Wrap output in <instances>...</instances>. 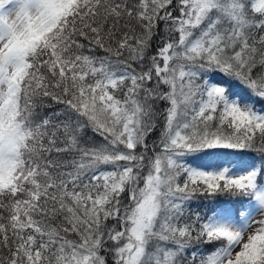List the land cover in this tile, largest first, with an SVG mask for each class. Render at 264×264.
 <instances>
[{"label": "snow or ice", "instance_id": "snow-or-ice-1", "mask_svg": "<svg viewBox=\"0 0 264 264\" xmlns=\"http://www.w3.org/2000/svg\"><path fill=\"white\" fill-rule=\"evenodd\" d=\"M0 264H264V0H0Z\"/></svg>", "mask_w": 264, "mask_h": 264}]
</instances>
